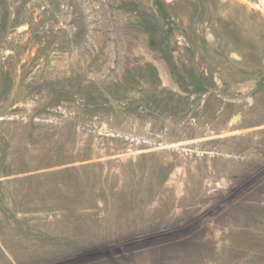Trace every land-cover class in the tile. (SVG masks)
<instances>
[{"label": "rangeland", "instance_id": "374dc122", "mask_svg": "<svg viewBox=\"0 0 264 264\" xmlns=\"http://www.w3.org/2000/svg\"><path fill=\"white\" fill-rule=\"evenodd\" d=\"M0 264H264V0H0Z\"/></svg>", "mask_w": 264, "mask_h": 264}]
</instances>
